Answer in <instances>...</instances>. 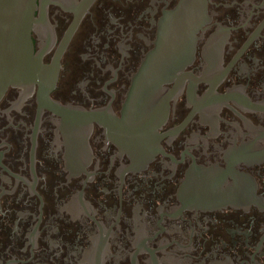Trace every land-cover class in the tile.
Returning <instances> with one entry per match:
<instances>
[{"label": "flooded vegetation", "instance_id": "obj_1", "mask_svg": "<svg viewBox=\"0 0 264 264\" xmlns=\"http://www.w3.org/2000/svg\"><path fill=\"white\" fill-rule=\"evenodd\" d=\"M0 98V264H264V0H36Z\"/></svg>", "mask_w": 264, "mask_h": 264}, {"label": "water", "instance_id": "obj_2", "mask_svg": "<svg viewBox=\"0 0 264 264\" xmlns=\"http://www.w3.org/2000/svg\"><path fill=\"white\" fill-rule=\"evenodd\" d=\"M35 4L36 0H0V98L29 67L33 49L26 24Z\"/></svg>", "mask_w": 264, "mask_h": 264}]
</instances>
